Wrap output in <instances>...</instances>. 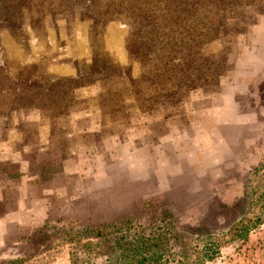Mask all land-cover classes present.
I'll return each mask as SVG.
<instances>
[{"label": "rangeland", "instance_id": "obj_1", "mask_svg": "<svg viewBox=\"0 0 264 264\" xmlns=\"http://www.w3.org/2000/svg\"><path fill=\"white\" fill-rule=\"evenodd\" d=\"M201 1L191 30L215 73L196 90L156 87L150 57L151 83L126 88L115 113L91 102L97 88L54 119L46 107L9 111L15 96L0 93V264H264V0ZM154 5L0 0V86L35 77L43 87L98 63L141 81L147 51L133 61L128 25Z\"/></svg>", "mask_w": 264, "mask_h": 264}, {"label": "trees", "instance_id": "obj_2", "mask_svg": "<svg viewBox=\"0 0 264 264\" xmlns=\"http://www.w3.org/2000/svg\"><path fill=\"white\" fill-rule=\"evenodd\" d=\"M27 2L30 3L29 1ZM148 2H150V0H148ZM154 2L155 5L153 9L135 18L141 20L140 24L138 20L136 27H132L134 19L128 25L134 30L133 32H137V39L140 41L139 44L135 46L134 50L131 48L129 50L131 58H134L133 61L136 62L138 58L136 54L138 52L142 50L147 51L144 53L147 57L144 62L143 59H141V61L137 60L142 67L144 75L141 81L128 78L124 68L118 67L113 63H98L100 66L95 68L91 67L87 71L80 70L75 76L50 79L43 87L35 86L37 85L36 82H39L38 78L35 77L24 81L23 84H19L18 82V85H15L14 83L17 82L13 80L14 82H8L9 84H5L3 87L0 86V93H9V91H12L11 94L15 96L14 101L11 103L9 102V111L11 109L42 110L43 107H46L48 111L57 110V113H50L51 119H54L56 116L59 118L65 114L66 107L69 105L82 103L77 101L78 98L74 95L75 93L86 88H97L99 94L93 98L91 102L96 103L98 108L109 109L111 112L115 113L118 104L123 108V104L125 103L123 92L126 88H130V92L135 89V93L139 94L144 86V78L147 79V84L151 83L149 79L150 74L146 71L149 70V68L145 64L150 57L157 60L160 64V66L157 67L158 71H161L162 68V74L156 75V78H158L155 80L156 87H160V85L164 87L165 84L169 85L172 83L175 89L185 87L188 91H192L198 89L199 86L197 84L199 81L209 82L215 72L213 70V72H206L205 74V69H203L205 63L200 61L204 59L201 53L202 45L198 42V36L191 30L197 25L196 19L199 16L200 10L202 11L203 8L202 1L154 0ZM210 2L217 8L223 7V9L247 6V2L240 4L241 0H210ZM59 4L60 2L58 1L57 5ZM97 4L102 5V1H98ZM16 5L18 7V4ZM193 7L195 13L192 15L183 13V16H180L179 11H176L178 9L184 10L185 8L189 10L193 9ZM116 8H119V6ZM116 13L120 15L119 11H116ZM15 14L17 13L15 12ZM159 26L162 27L159 28ZM182 31H188L189 33L179 34ZM177 39H180V42ZM173 41H175V44H173V46L175 45L174 48L168 50L167 45L172 44ZM106 76L118 79L117 88H115L114 85L111 88H107L102 84V78ZM65 91H68L67 95H64ZM71 95H73L72 98H67V96ZM110 98L113 99L112 103L114 104V109L111 108ZM65 102L69 104L66 105ZM9 111L7 108H3L0 105V123L9 119ZM52 134L54 135L55 132L52 131L51 135ZM124 224L125 223L121 221L119 224L115 223L107 228L97 229L94 232L95 237L104 238L106 235H111L114 233L115 229H118L119 226ZM122 241V237H116L115 246H124L125 244H120ZM142 243L143 240H141V244ZM113 250L114 249L111 250V253H113ZM135 251L139 252L140 247L137 246ZM115 254H117V257L119 255V259H123L122 256L125 255L118 251H115Z\"/></svg>", "mask_w": 264, "mask_h": 264}]
</instances>
